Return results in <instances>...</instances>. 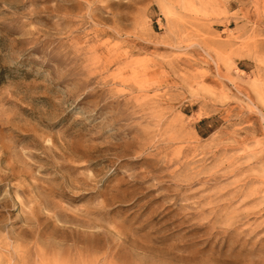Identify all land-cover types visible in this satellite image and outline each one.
<instances>
[{
	"label": "rangeland",
	"instance_id": "obj_1",
	"mask_svg": "<svg viewBox=\"0 0 264 264\" xmlns=\"http://www.w3.org/2000/svg\"><path fill=\"white\" fill-rule=\"evenodd\" d=\"M0 264H264V0H0Z\"/></svg>",
	"mask_w": 264,
	"mask_h": 264
},
{
	"label": "bare ground",
	"instance_id": "obj_2",
	"mask_svg": "<svg viewBox=\"0 0 264 264\" xmlns=\"http://www.w3.org/2000/svg\"><path fill=\"white\" fill-rule=\"evenodd\" d=\"M14 175V174H13ZM2 177V176H1ZM7 179V178H6ZM3 202V201H2Z\"/></svg>",
	"mask_w": 264,
	"mask_h": 264
}]
</instances>
